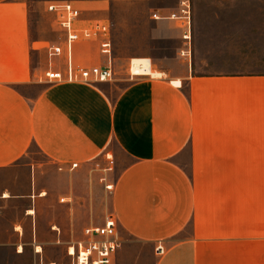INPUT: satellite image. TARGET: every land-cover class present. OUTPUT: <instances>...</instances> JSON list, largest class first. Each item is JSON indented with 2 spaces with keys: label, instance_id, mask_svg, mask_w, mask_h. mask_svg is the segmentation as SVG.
I'll return each instance as SVG.
<instances>
[{
  "label": "crops",
  "instance_id": "obj_1",
  "mask_svg": "<svg viewBox=\"0 0 264 264\" xmlns=\"http://www.w3.org/2000/svg\"><path fill=\"white\" fill-rule=\"evenodd\" d=\"M32 53L25 4L0 0V173L29 170L24 191L0 193V250L12 251L8 264H71L69 246L109 215L122 243L115 264H264V212L248 213L246 199L216 196L209 178H199L215 169V155L240 153L233 142L248 132L264 137V77L197 76L193 64L171 75L147 59L150 74L128 79L114 97L111 82H48L47 68L33 69ZM75 55L79 63L83 51ZM96 55L105 57L99 49ZM38 86L35 96L20 91ZM34 146L57 167L58 195L36 189L38 168L24 163ZM110 154L112 212L84 228L87 194L102 193L104 184L98 173L78 176ZM23 200L24 211L5 223L7 209ZM51 247L58 257L47 253Z\"/></svg>",
  "mask_w": 264,
  "mask_h": 264
},
{
  "label": "rangeland",
  "instance_id": "obj_2",
  "mask_svg": "<svg viewBox=\"0 0 264 264\" xmlns=\"http://www.w3.org/2000/svg\"><path fill=\"white\" fill-rule=\"evenodd\" d=\"M26 6L27 22L33 43L32 67L38 71L65 65L61 58H49L53 45H62L65 35L59 28L56 16L49 11L51 3L73 2L82 10L79 22H106L111 26L113 61L116 71L112 94L115 95L127 85L130 79V62L134 59H149L157 67L171 75L179 74L189 67L180 54L185 50L183 39L185 28L182 21L172 19L181 12L180 0H20ZM191 51L193 70L197 76L240 78L252 81L264 77V0H191ZM43 48V50L41 49ZM83 56L78 62L92 67L106 57L96 55L98 46L85 42L78 46ZM100 58H99V57ZM160 72V71H159ZM44 77V76H43ZM41 78V77H40ZM45 78V77H44ZM49 82V81H48ZM51 83V82H50ZM108 83V84H111ZM43 87L21 88L28 96L41 93ZM251 126V124H248ZM247 138L233 142L241 146V152L215 155L213 171L199 172V178H209L216 196L222 195L228 201L246 199L248 213L264 212V137L257 138L248 132ZM109 148L114 150L123 165L130 162L119 151L115 142ZM24 163L38 168L36 189L46 194L58 195L63 191V180L56 177L57 167L38 148L32 147ZM114 160L110 154L90 170L78 176L81 180L98 173L103 179L102 193L89 190L87 218L82 220L84 228L99 225L112 212L111 192L106 188L110 180L109 168ZM95 170V172L93 170ZM29 170L0 173V193L8 190L21 193L26 189ZM91 192V193H90ZM29 201H16L7 209L5 223H12L27 207ZM52 201L44 203V210ZM228 207L229 203H222ZM46 216V212H44ZM83 228V229H84ZM51 257H58L56 248H48ZM10 250H0V264L12 260ZM27 260H32L31 251Z\"/></svg>",
  "mask_w": 264,
  "mask_h": 264
},
{
  "label": "built area",
  "instance_id": "obj_3",
  "mask_svg": "<svg viewBox=\"0 0 264 264\" xmlns=\"http://www.w3.org/2000/svg\"><path fill=\"white\" fill-rule=\"evenodd\" d=\"M181 12L173 15L172 19L182 21L185 28L183 39L186 49L180 56L189 65L192 63L191 51V0H180ZM49 11L56 16L59 28L65 35L62 45H53L49 48V58L58 57L65 61V65L54 66L50 63L45 77L52 83L70 84H101L110 83L115 79L116 71L113 61V45L111 26L106 22H88L84 27L79 26L82 10L73 2L51 3ZM92 42L99 48L101 55L107 58L105 66L94 65L86 67L76 62L75 50L85 42ZM151 61V60H150ZM132 65V61L130 62ZM152 67L155 65L152 62ZM130 70V69H129ZM146 76H136L130 71V79H138ZM77 166H72L71 170ZM112 191L113 186H107ZM119 222L109 215L102 226L88 227L84 231V239L71 244L67 254L71 258V264H115V258L121 248V240L118 236ZM157 253L164 254V247L157 246Z\"/></svg>",
  "mask_w": 264,
  "mask_h": 264
},
{
  "label": "bare ground",
  "instance_id": "obj_4",
  "mask_svg": "<svg viewBox=\"0 0 264 264\" xmlns=\"http://www.w3.org/2000/svg\"><path fill=\"white\" fill-rule=\"evenodd\" d=\"M151 63L147 59H134L130 71L136 76H146L150 74ZM165 75H153V77H163Z\"/></svg>",
  "mask_w": 264,
  "mask_h": 264
}]
</instances>
